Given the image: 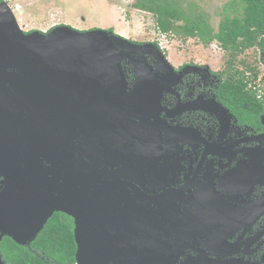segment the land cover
<instances>
[{"label": "water", "instance_id": "95a60500", "mask_svg": "<svg viewBox=\"0 0 264 264\" xmlns=\"http://www.w3.org/2000/svg\"><path fill=\"white\" fill-rule=\"evenodd\" d=\"M148 45L105 28L25 32L0 1V244L8 236L29 245L63 212L74 220L77 264H246L173 259L196 245L169 242L176 218L188 215L197 230L202 218L188 209L169 216L171 198L151 189L160 137L101 124L104 116L117 118L116 100L127 88L124 60ZM139 80L125 95H137Z\"/></svg>", "mask_w": 264, "mask_h": 264}, {"label": "flooded vegetation", "instance_id": "af4514ba", "mask_svg": "<svg viewBox=\"0 0 264 264\" xmlns=\"http://www.w3.org/2000/svg\"><path fill=\"white\" fill-rule=\"evenodd\" d=\"M105 29L116 33L113 27ZM150 43L124 60L127 88L117 97V118L104 116L101 124L160 137L151 189L155 196L171 198L173 207L164 209L169 216L188 209L202 218L198 230L189 225L188 215L176 218L169 242L181 248L196 245L173 259L190 255L264 264V111L253 117L225 95L226 83L234 82L236 73V63L227 65L231 57L225 51V61L216 68L211 61L173 63L160 43ZM138 77L137 95H125L135 90ZM187 200L192 209L184 208ZM193 230L199 232L194 242L185 238ZM31 244L23 246L31 250Z\"/></svg>", "mask_w": 264, "mask_h": 264}, {"label": "trees", "instance_id": "16d2710c", "mask_svg": "<svg viewBox=\"0 0 264 264\" xmlns=\"http://www.w3.org/2000/svg\"><path fill=\"white\" fill-rule=\"evenodd\" d=\"M233 1L242 5V12L234 16L226 15L218 31L212 29L205 15L187 12L176 0H137L134 6L152 12L159 31L164 34L199 37L205 43L217 39L231 57L226 60L229 66L236 63L241 53L254 47L261 50L264 62V0ZM241 62L249 71V76L233 66L236 70L235 80L226 83L224 93L237 106L247 108L253 117H258L264 111V86L257 87L253 82L260 77V70L256 64ZM261 82L264 84V74ZM73 228L72 217L55 213L32 242L31 250L8 236L4 237L0 244L3 258L6 264H77Z\"/></svg>", "mask_w": 264, "mask_h": 264}, {"label": "rangeland", "instance_id": "374dc122", "mask_svg": "<svg viewBox=\"0 0 264 264\" xmlns=\"http://www.w3.org/2000/svg\"><path fill=\"white\" fill-rule=\"evenodd\" d=\"M7 1L12 6L14 14L22 18V27L26 32L37 30L45 33L59 25H68L80 31L113 27L118 35L127 39L160 43L167 50L168 58L173 63L189 60L211 61L219 68L225 61V50L217 39L205 43L199 37L164 34L159 31L156 16L152 12L134 6L137 0ZM176 1L187 12L205 15L214 31H218L220 22L226 15L234 16L242 12V5L233 0ZM262 55L257 47L247 49L238 56L235 67L238 66L240 70L245 71L246 76H249V71L242 60L248 64H262L261 77L264 74V63L260 60ZM259 78L253 85L263 87L264 84Z\"/></svg>", "mask_w": 264, "mask_h": 264}, {"label": "built area", "instance_id": "2783aa9c", "mask_svg": "<svg viewBox=\"0 0 264 264\" xmlns=\"http://www.w3.org/2000/svg\"><path fill=\"white\" fill-rule=\"evenodd\" d=\"M16 7L17 8H19V6L18 5H16ZM15 15H16V18H17V20H18V22H19V24L22 26V18L21 17H19V16H17V14L15 13Z\"/></svg>", "mask_w": 264, "mask_h": 264}]
</instances>
